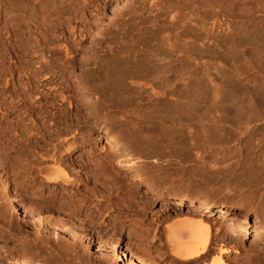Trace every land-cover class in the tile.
Masks as SVG:
<instances>
[{"label": "rangeland", "instance_id": "374dc122", "mask_svg": "<svg viewBox=\"0 0 264 264\" xmlns=\"http://www.w3.org/2000/svg\"><path fill=\"white\" fill-rule=\"evenodd\" d=\"M205 1L0 0V152L42 167L60 159L78 178L10 177L16 198L0 202L16 221L0 230V264H264V242L224 230L253 216L264 223V0ZM49 43L71 51L63 70L37 66ZM77 131L135 198L129 211ZM116 134L129 142L108 141ZM179 198L224 205L208 217L203 258L171 249L195 219ZM61 200L84 206L75 228L71 214L55 213ZM46 213L68 222L44 228ZM119 214L131 220L116 225Z\"/></svg>", "mask_w": 264, "mask_h": 264}, {"label": "bare ground", "instance_id": "6f19581e", "mask_svg": "<svg viewBox=\"0 0 264 264\" xmlns=\"http://www.w3.org/2000/svg\"><path fill=\"white\" fill-rule=\"evenodd\" d=\"M43 1V0H42ZM205 1V0H204ZM25 2V1H24ZM51 2V1H50ZM206 2V1H205ZM14 3V2H13ZM61 3L58 2V4ZM22 4V3H21ZM62 4V3H61ZM64 4V3H63ZM23 5V4H22ZM12 6V5H11ZM14 6V5H13ZM25 6V5H23ZM22 7V6H21ZM20 7V8H21ZM25 9V8H24ZM30 9V8H29ZM26 10V9H25ZM24 10V11H25ZM10 11V10H9ZM29 11V10H28ZM31 12V11H30ZM33 12V11H32ZM61 12V11H60ZM6 13V12H5ZM9 13V12H8ZM18 13V12H17ZM57 13V12H56ZM27 14V13H26ZM29 14V13H28ZM31 15V13H30ZM36 15V14H35ZM58 15V14H57ZM18 16V15H17ZM24 16V15H23ZM29 16V15H28ZM51 16V15H50ZM55 16V15H54ZM15 17V16H14ZM31 17V16H30ZM33 17V16H32ZM66 18V17H65ZM15 20V18H13ZM19 20V19H18ZM55 20V19H54ZM9 21V20H8ZM17 22V21H16ZM33 22V21H32ZM31 22V24H32ZM35 22V21H34ZM54 22V21H53ZM38 23V22H37ZM42 24V23H40ZM15 26V25H14ZM47 26V24H46ZM54 26V25H53ZM27 27V26H26ZM38 27V25H37ZM48 27V26H47ZM23 28V27H22ZM53 28V27H52ZM80 29V28H79ZM84 29V28H83ZM24 31V30H23ZM29 31V30H28ZM19 32V31H18ZM22 32V31H21ZM29 38V37H28ZM36 39V38H35ZM38 40V39H37ZM46 41V40H45ZM42 42V41H41ZM63 46V44H61ZM22 46V45H21ZM28 46V45H27ZM40 46V45H39ZM48 48V53L47 55H43L41 57V61L37 62V66L40 68L41 64H44L46 66H51V65H56V67L58 68V70H63L65 68V66L70 62V50L68 51V49L66 48H61L60 45L57 44H51L49 43V45H47ZM15 47V46H14ZM17 47V46H16ZM44 50V49H43ZM34 52V51H33ZM36 54V53H35ZM41 54V53H40ZM47 56V57H45ZM37 58V57H36ZM27 61V60H26ZM32 62V61H31ZM72 63V61H71ZM34 66V65H33ZM43 68V67H42ZM25 70V69H24ZM28 70V69H27ZM41 70V68H40ZM43 71V70H42ZM23 72V71H22ZM26 72V71H25ZM24 72V73H25ZM54 74L55 71H53ZM26 74V73H25ZM63 75V74H62ZM52 74H49V76H47V72L46 74L43 75V78H49L51 77ZM259 85V84H258ZM26 88V87H24ZM40 88V87H39ZM262 88V86H261ZM261 88H258V93L261 91ZM257 94V93H256ZM261 96V93H259ZM63 95V94H62ZM38 96V95H37ZM19 102V101H18ZM88 103V102H87ZM32 106V105H31ZM36 106V105H34ZM39 106V105H38ZM13 107V106H12ZM84 108H93L92 105L90 104H86ZM94 109V108H93ZM78 117H79V122L82 123V116L84 111L79 108L78 110ZM95 111V110H93ZM2 114V113H1ZM32 117V116H31ZM35 117V116H34ZM77 117V116H76ZM77 117V119H78ZM30 119V118H29ZM51 123V122H50ZM61 126V125H60ZM9 127V125H8ZM1 129V128H0ZM79 130V129H78ZM28 131V130H27ZM13 132V131H12ZM17 133V132H16ZM25 133V132H24ZM27 134V133H26ZM1 135V134H0ZM29 135V134H28ZM31 135V134H30ZM47 135V134H46ZM79 137L80 139V143L82 145H87L88 144V148L87 149H83V153L87 154L88 157H95L96 159H100L101 157L98 156L94 146L92 145V143H90L87 138H85V136L83 135L82 132H78L75 136ZM29 137V136H28ZM31 137V136H30ZM1 138V137H0ZM14 138V137H12ZM17 138H19V136L17 135ZM58 138V137H57ZM18 140V139H17ZM15 141V140H14ZM20 141V140H19ZM79 141V140H78ZM108 141H112L117 145H126L128 142L125 139V137L123 136H119V134H116L114 136H111L110 138L108 137ZM35 142V141H34ZM17 143V142H16ZM19 144V143H18ZM69 144V143H68ZM1 142H0V146H1ZM71 145V144H70ZM4 147V144L2 145ZM6 146V145H5ZM69 146V145H68ZM17 147V146H16ZM67 147V146H66ZM70 147V146H69ZM2 148V147H1ZM7 148L8 147H4ZM69 149V148H68ZM74 149V147H70L69 150H67V154H70L71 151ZM3 150L0 149V151ZM14 150V149H13ZM17 150V149H16ZM6 151V149H5ZM2 152V151H1ZM0 152V200H3L7 194H10L12 199H15L16 196L13 193V190L11 189V180L10 177L15 176L17 173L20 174H24V175H30V177L35 178V174L33 175V172H36L37 175H43V179L48 183H53L57 185H68V184H77L78 183V178H71V176H69V171L67 172V169H64L61 167V160L59 159L58 162L54 161L53 166H49V165H44V167H42L41 165H37V163L34 164V162H24V163H17L10 160L9 157L2 155V153ZM61 154V153H60ZM52 156V155H51ZM100 158H98V157ZM50 157V156H49ZM260 157V156H259ZM53 158V157H52ZM57 160V159H56ZM22 161V160H21ZM63 161V160H62ZM100 161V160H99ZM107 161V160H106ZM105 160H103V158L101 159L100 163L98 164V169L100 170V173L102 174V176L104 175L107 179H108V183L110 185V187L112 189H114V191L116 190V192L118 193V190L120 189V178L117 176V174L115 172H113L112 170L108 169V165L107 162ZM20 162V161H19ZM38 162V161H37ZM87 162V161H86ZM39 164V163H38ZM44 163H42L43 165ZM71 165V164H70ZM116 166H122V162L117 160ZM66 167V166H65ZM15 170V171H14ZM98 171V170H97ZM127 182V180H126ZM13 183V182H12ZM149 185H152L148 182ZM57 188V187H56ZM122 188V187H121ZM127 186H123V188L119 191L121 196L118 197L120 198V200H118L119 202V209L123 208V209H129L132 206V203L134 201L135 205L137 202H135V198H132V194L130 195L127 191ZM16 194V193H15ZM115 200V199H114ZM137 201V200H136ZM98 202V201H97ZM114 203V202H113ZM133 203V205H134ZM121 204V205H120ZM59 206H57L55 213H61L64 212L66 214H71V217L69 218L68 221L69 225L72 227H76L77 225V219L79 218V213L80 211L84 208L83 205H80V203H77L76 200H61L60 204H58ZM185 205H188L191 207V214H193V216H195V219H187L184 220L185 225L188 227L185 229L182 228V230H175L178 232V236L175 239L173 236V243L170 244L172 245L171 249H173L176 257L180 258V259H184V260H190V259H199V258H203L204 255L209 251L210 249V244H211V234H210V230L212 228V226L214 225L213 221H210V219L208 218L209 216H211L214 212H215V208L219 207V208H223L224 205H219V206H213L210 204H207L203 201L198 202V204H192L191 201H186L183 198H179L176 201V206L177 207H184ZM115 206V205H114ZM117 206V205H116ZM138 206V205H137ZM136 207V206H135ZM134 207V208H135ZM34 208H37L36 206H34ZM138 209L140 208L137 207ZM136 208V210H137ZM41 209V208H40ZM131 209V208H130ZM217 209V208H216ZM39 210V209H38ZM141 210V208H140ZM126 211V210H125ZM124 211V213H126ZM129 211V210H128ZM131 211V210H130ZM133 211V209H132ZM50 212V211H49ZM106 212V211H105ZM137 213V211H134ZM133 212V213H134ZM141 212V211H140ZM138 211V213H140ZM180 212V211H179ZM59 215V214H58ZM65 215V214H64ZM88 215V214H87ZM16 215L14 214L12 208L6 203V202H0V230L2 231H7V229L11 228L15 221H16ZM63 216V215H62ZM124 219L122 221H129L131 219L128 218L127 214H122L120 216V214L118 215L117 218H115V220L113 221L115 224L118 222L119 219ZM86 218V217H85ZM42 223V227L44 228H53L54 226H63L65 224H67V219H62L59 218L56 215H52L51 213H46V216L43 218V220H41ZM97 222V221H96ZM179 222V221H178ZM181 222V221H180ZM221 222V221H220ZM182 223V222H181ZM184 224V223H182ZM117 225V224H116ZM174 225V224H173ZM223 225V224H222ZM225 228L224 230L232 237L233 240H240V241H245L247 239H249V232L252 233V238L251 240L253 241H262L263 237H264V223H261V220L258 217H250L248 220L244 221V222H240L238 224H225L224 225ZM221 227V224L217 225V228ZM216 228V229H217ZM130 229V228H129ZM132 230V229H131ZM171 230V229H170ZM173 232V231H172ZM58 234V233H57ZM171 234V233H170ZM176 234V233H174ZM59 235V234H58ZM55 235L54 237L56 239H60V236ZM137 235V234H135ZM169 235V234H168ZM171 236V235H170ZM176 237V236H175ZM230 237V238H231ZM45 238V237H44ZM170 238V237H169ZM228 238V237H227ZM54 239V238H53ZM51 240V239H50ZM57 241V240H56ZM55 242V241H54ZM231 242V241H230ZM67 243V242H66ZM49 244V243H48ZM75 244V243H74ZM252 246V245H251ZM60 249V248H59ZM251 250V249H250ZM103 249L100 246H96V250L95 252L97 253H102ZM225 251V250H224ZM253 251V250H252ZM83 253V252H82ZM70 254V253H69ZM87 254V253H86ZM132 254L135 256V258L138 259V261L140 263H146V259L143 256H140L139 254H137L136 252H132ZM219 254V253H218ZM17 257V255H16ZM202 260V259H201ZM207 264H220V261L217 257V259L215 258V261L213 260L212 262H209Z\"/></svg>", "mask_w": 264, "mask_h": 264}]
</instances>
